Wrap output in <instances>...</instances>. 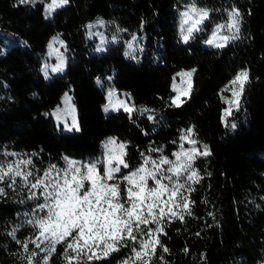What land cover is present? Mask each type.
I'll return each mask as SVG.
<instances>
[{
	"label": "trees",
	"instance_id": "trees-1",
	"mask_svg": "<svg viewBox=\"0 0 264 264\" xmlns=\"http://www.w3.org/2000/svg\"><path fill=\"white\" fill-rule=\"evenodd\" d=\"M192 2L70 0L60 8L53 4L45 19L52 0H0V32L13 39L0 49V167L7 173L0 180V264H28L26 257L33 251L37 255L32 264H67L66 244H57L45 262V245L36 248L31 243L38 229L29 221L46 216L47 210L39 208L45 203L41 189L30 184L50 169V178L58 176L61 183L65 175L71 179L76 174L77 166L86 173V166H97L101 143L111 135L125 145L128 167L111 180L99 177L102 183L118 185L119 203L129 206L127 190L132 185L123 178L141 167L170 188L185 185L180 192L191 201L192 214L184 213L182 221L165 216L161 233H155L156 224L147 226L160 243L143 257V264H264V0H194L212 11L196 39L184 46L178 43V15ZM234 7L242 14V39L223 49L202 44ZM97 14L127 28L126 38L141 37L139 66L131 57L123 58L121 41L95 51L84 25ZM109 27L115 28L111 23ZM55 33L65 42L66 70L46 80L42 60ZM179 69L195 71L190 95L176 107L171 85ZM239 70L247 71L248 79L238 107L223 118L225 87ZM96 76L98 84L93 82ZM110 89L129 92L134 111H103ZM66 92L76 112L73 130L58 126L50 112ZM188 128L196 144L207 145L211 153L192 162L198 182L189 179V170L179 177L168 171L176 164L173 152L191 145L181 140ZM65 157L76 163L69 168ZM162 157L173 163H162ZM26 160L31 164L21 163ZM9 166L13 172L7 171ZM17 167L31 173L27 183L15 176ZM84 185L81 193L91 187L88 181ZM147 187H157L150 177ZM33 193L35 198H30ZM146 238V231L137 233L135 241L125 238L118 251L99 260H89L90 253L82 250L72 264H141L133 247L140 250ZM23 242H28L27 253ZM69 255L76 253L69 250Z\"/></svg>",
	"mask_w": 264,
	"mask_h": 264
},
{
	"label": "snow or ice",
	"instance_id": "snow-or-ice-1",
	"mask_svg": "<svg viewBox=\"0 0 264 264\" xmlns=\"http://www.w3.org/2000/svg\"><path fill=\"white\" fill-rule=\"evenodd\" d=\"M25 2V0H21ZM56 0H53L55 5ZM51 7V6H50ZM63 45V41H58ZM222 46V45H221ZM49 49H52V44H49ZM55 70V69H54ZM195 69L190 72L180 73L179 75L187 79L183 82L187 84V87L178 90L175 97L172 98V105L180 107L185 103L182 97H188L192 89L191 78ZM248 79L247 71H241L237 74L232 81L233 84H239V90L235 91L233 95L239 97L243 92L244 86ZM174 90L176 86L174 85ZM68 97L65 98L67 103ZM234 106L238 107L239 100L236 99L232 102ZM124 110L128 113L134 111L133 108L125 106ZM142 111H148L142 109ZM230 110L225 112V115H229ZM151 119V116L149 117ZM235 128V124L232 125ZM193 129L188 128L186 133L181 135V140H187L193 147L174 153L179 163H176L174 167L168 169L169 172L174 173L177 177L187 169L191 172L190 179L194 178V182L199 181V176L192 169V161L197 156L211 155L207 145H203V152H200L195 144L197 143L192 139ZM114 139H110L108 144H114ZM119 156H113L112 159H116L119 164H123L124 167L128 165L124 162L122 157L124 156L125 145L120 144ZM162 163L172 164L167 157H162ZM24 165L31 164L30 160L22 161ZM71 163V162H69ZM147 163V160L145 161ZM54 167V166H53ZM89 175L84 179L90 182L91 187L81 193V190L85 187L84 181H82L76 174L71 176V179L67 175L63 178V183L60 182V178H50L51 169L46 171L43 177H37L34 183L30 184L32 189L40 188V195L43 196L45 203L39 205L41 210H47V215L44 217L34 218V227L38 229L36 239L32 240L36 248H41V245H45L42 251H46L44 261L47 262L49 256L55 251L57 244L64 243L65 247V259L67 264H72L73 260H78L82 250H87L90 255L89 260L101 259L107 257L110 253L118 251L121 241L127 240L135 241L137 233L147 232L148 238L140 241V250L133 247L134 255L137 259L141 260L143 264V257L151 254L160 241L158 236L152 239L153 230L147 226L150 223L157 225L155 233H161L163 228V218L165 216H171L172 218L180 219L184 218V213L191 215L190 203L188 197L183 196L180 189H183L185 185L176 184L174 187H169L161 183V178H157L154 172L147 171L143 167L131 173L129 176H125V181L129 185H132L127 190L128 205L119 203V189L114 185H105L101 182V178L96 173L93 166H87ZM8 172H13L14 169L9 166ZM145 173L140 177L142 184L137 183L135 177L137 173ZM7 173L2 167H0V180L3 179ZM109 180L112 179L111 169L105 173ZM15 176H20L21 179L27 183L31 173H22L19 168L15 170ZM152 178L155 181L157 187H147L148 178ZM171 181V177H168ZM81 184L83 187L81 189ZM190 190V189H189ZM4 194V189L0 188V195ZM167 195V200H162V197ZM36 193H33L30 198H35ZM181 201V202H178ZM107 205V207H105ZM182 208L183 212L178 213L175 209ZM159 209V215L156 214V210ZM141 226H144L143 228ZM70 238V242H69ZM21 243L20 241H17ZM82 242V243H81ZM22 247L24 251L28 252V242H23ZM103 248L102 252H98L97 249ZM69 250L75 252V256L69 255ZM167 252L168 249L164 248ZM35 251L31 252L26 259L28 264H32V258L36 256ZM23 259L25 257H22ZM124 264H129L125 261Z\"/></svg>",
	"mask_w": 264,
	"mask_h": 264
},
{
	"label": "rangeland",
	"instance_id": "rangeland-1",
	"mask_svg": "<svg viewBox=\"0 0 264 264\" xmlns=\"http://www.w3.org/2000/svg\"><path fill=\"white\" fill-rule=\"evenodd\" d=\"M29 1H36V0H29ZM41 1H46V0H41ZM189 4L190 3L185 4L180 11L187 10L186 6ZM199 7H201V6H199ZM93 20H90V21H93ZM227 23H228V19L224 22H219L216 24H227ZM198 27H200V26H198ZM211 32H212V30H211ZM211 32L208 34V36L205 39L209 38V36L211 35ZM87 33H88V36H90V40H91L94 48H96L97 45H99L101 43L100 42V35L104 36L103 48H105L107 45L112 43L111 37L113 35L117 34L115 28L109 27V23H106L103 27L96 25L95 27L87 28ZM220 33L227 34V31L225 28H221ZM220 33H218V35ZM125 34H126V32H121L118 34L119 35L118 42H120V41L123 42L124 50L126 48L127 43L131 40V36H132V35H129L126 38ZM133 35H135V34H133ZM56 36L59 37L58 40L53 39V37H56ZM136 37H137V40L134 42V47H135V45L138 44V45H140V48H137V50L133 53V55L137 57L140 54L141 49H142V40H141V37H139L137 35H136ZM12 40H13L12 37H10L9 35H7L3 32H0V49L4 48L8 44H10L12 42ZM59 40H62L64 42L62 37L58 33H55V34L50 36V38L47 42V45H46V50H45L43 60H42V70H44L46 68V66H49V67H47L48 77L50 75L54 74L51 71V67L55 66L58 63V56L63 55L65 58V62H66L65 42L63 43V45H61L58 42ZM50 43L52 44V49H49V47H48V45ZM190 71H191L190 69H179L178 71L175 72V74L173 76V80H172V85H171V88L173 91V95L171 97V100L173 97L176 96L178 90H182V89L187 87V84L185 82H183L187 78L186 77L182 78L179 74L185 73V72H190ZM241 71H244V70H239L235 75H233V77L230 79L229 83L225 87V94H224L225 107L223 110V118L226 117L225 112L227 110H231L234 107H236V106H234V104L232 102L238 98L235 97L233 95V93L235 91L239 90V84H233L232 81L235 79L237 74L240 73ZM174 85L176 86V90H174V87H173ZM65 94H67V97L69 98L67 103L65 102ZM65 94L61 98V102L57 105V107L53 108L50 112L53 115V117L55 118L58 126H61L63 129H66V130H73L77 126L76 112H75L73 101L71 99L72 98L71 95L68 92H66ZM183 98L184 97H182V99ZM125 106L133 108V100H132V97H131L129 92L121 91L119 93L118 91H115V92L110 91L107 94V103L104 106V108L107 109L106 112L112 111L113 109H124ZM109 137L114 138V141H115L114 144H108V141H109L108 138ZM120 144H122V143L113 135L106 137L103 140V142L101 143V152H100L99 157L97 158V166L95 169L96 173L99 176L105 177L104 176V166H105V163L108 162L109 157L119 156V154H120L119 145ZM202 146H203V144H195V147L200 152L204 151ZM191 147H193V145H187V146L183 147V149L187 150V149H190ZM181 151H182V148L175 150L173 152V155H174V153H178ZM174 158H175L176 163H179L177 161V158L175 155H174ZM122 159L124 160V156L122 157ZM124 162H125V160H124ZM116 166H118L120 168V171L125 169L123 164H119L116 159H112L110 161V167H116ZM185 170H187V169H185ZM113 174H115V173H113Z\"/></svg>",
	"mask_w": 264,
	"mask_h": 264
},
{
	"label": "clouds",
	"instance_id": "clouds-1",
	"mask_svg": "<svg viewBox=\"0 0 264 264\" xmlns=\"http://www.w3.org/2000/svg\"><path fill=\"white\" fill-rule=\"evenodd\" d=\"M21 2V0H20ZM25 2H29V0H25ZM21 2V3H25ZM70 0H56L55 6L57 8H60L62 6H67L69 5ZM51 6V7H50ZM53 6V0L52 4L46 5V9L48 10V16H45V19H48L51 16V10ZM187 10L185 11H179L178 15V24H177V36H178V43L181 45H188L190 42L194 41L196 39V35L198 32L202 31L201 26L204 24L205 21H207L210 17V13L212 11L211 8L208 7H199L197 4L194 2L190 3L189 5L186 6ZM228 18V23L227 24H216L211 32V35L209 38L205 39L202 41V44L206 46H211L214 49H223L225 48L228 44L234 43L236 41H239L242 39V33H241V27H242V14L237 8H233L230 12L227 14ZM106 23H111L115 26L116 29V35H113L111 37L112 43L115 45L118 40H119V33L121 32H127V28H122L119 26L118 22L116 20H111V21H106L102 16L97 14L96 18L93 21H87L84 25V27L87 28H92L95 27L96 25H99L103 27ZM221 28H225L227 31V34H222L220 33ZM218 33H220L218 35ZM87 35V34H86ZM90 38V36H89ZM54 40H58L59 37H53ZM137 40L136 35L131 36V40L127 43L125 50L122 52V56L125 60H128L130 57L137 63V66H139L140 61L136 56L133 55V53L137 50V48H140V45H135L134 47V42ZM100 44L97 45L95 48L96 52H102L104 51L103 44H104V36L100 35ZM64 43V42H63ZM222 45V46H221ZM49 47V45H48ZM47 67L43 71V75L45 79H48V71ZM55 69V70H54ZM66 70L65 66V58L63 55L58 56V63L55 66L51 67V71L53 73H63ZM115 71V69H113ZM109 79H112V77H109ZM93 82L98 84L99 83V76H96L93 78ZM31 96H36L37 93L33 92L30 94ZM67 97V94H65V98ZM103 111H107L106 108L103 109ZM77 131H80L79 128H77ZM110 139H114L113 137H109ZM112 160L111 157H109L108 162L105 163L104 166V176L106 180H109L108 176L105 174L108 169H111L112 174L113 173H118L120 171V168L118 166L116 167H110V161ZM66 163L69 165V168L75 164V161L68 160L67 157H65ZM71 162V163H69ZM91 166L96 169V165L92 164ZM87 167V166H86ZM139 169V168H138ZM136 172V171H135ZM75 173L77 176L82 180L86 181L84 178L89 175V170L87 167V172H81V169L79 166L75 167ZM134 173V172H132ZM142 173V172H141ZM141 173H137V176L135 177L137 183L142 184V181L140 177L144 176L141 175ZM163 175V173H161ZM129 176V175H126ZM125 180V176L123 178ZM190 179V177H189ZM105 185H109L108 183H104ZM111 185H114L115 187L118 188V185L113 183ZM83 187V184H81V189ZM21 259H23L21 257Z\"/></svg>",
	"mask_w": 264,
	"mask_h": 264
},
{
	"label": "crops",
	"instance_id": "crops-1",
	"mask_svg": "<svg viewBox=\"0 0 264 264\" xmlns=\"http://www.w3.org/2000/svg\"><path fill=\"white\" fill-rule=\"evenodd\" d=\"M110 91H118L119 93L121 92V91H124V90H118V89H110V90H108V92H107V94L110 92ZM125 92H127V91H125ZM107 103V100H106V102L104 103V106H105V104ZM57 107V106H56ZM114 110V109H113Z\"/></svg>",
	"mask_w": 264,
	"mask_h": 264
}]
</instances>
